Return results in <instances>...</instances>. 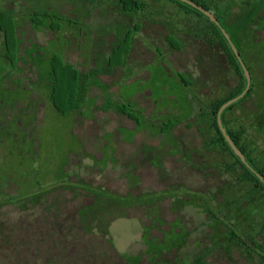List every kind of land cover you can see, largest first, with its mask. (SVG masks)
<instances>
[{"label": "rangeland", "instance_id": "obj_1", "mask_svg": "<svg viewBox=\"0 0 264 264\" xmlns=\"http://www.w3.org/2000/svg\"><path fill=\"white\" fill-rule=\"evenodd\" d=\"M143 1L144 11L125 13L115 0H43L76 23L52 29L31 25L37 0H0L18 16L20 40L17 66L0 65V187L13 197H38L34 204L22 198L0 204V264H264L256 251L227 238L228 222L239 220L238 200L253 183L237 180L242 170L234 157L209 143L211 117H199L236 89L238 77L224 55L214 71L218 49L188 35L205 20L170 0ZM204 1L211 12H226L231 25L241 22L238 5L227 12L229 0ZM137 24L120 55L125 30ZM171 35L181 49L169 47ZM2 46L0 32V58ZM255 52L247 55L254 90L225 121L245 129L251 157L264 170V128L255 121L264 69ZM53 53L82 75L113 66L84 79L80 111L60 114L47 99ZM108 101L132 104L143 116L140 125L107 108ZM178 119L168 133L158 132ZM97 194L128 204L110 205L102 216L111 244L73 223Z\"/></svg>", "mask_w": 264, "mask_h": 264}, {"label": "trees", "instance_id": "obj_2", "mask_svg": "<svg viewBox=\"0 0 264 264\" xmlns=\"http://www.w3.org/2000/svg\"><path fill=\"white\" fill-rule=\"evenodd\" d=\"M37 1L39 9L37 5L33 6V11L29 13V16L27 15L33 27L40 28L48 26L52 29H58L62 26L63 22H66L70 26L76 24L74 22V19H70L66 16L60 15L57 11H53V9L49 10V6L44 4L43 0ZM115 1L117 2L116 4L120 7V10L125 13H137L140 11H144L146 6L143 0ZM170 1L178 4L181 8L185 9L186 12L193 13L194 15H197L205 20V26L194 27V29L188 35H192L195 39H198L204 45H210L216 48V50L218 49L215 56L216 60H214V71L222 69L223 63H220V61L217 60V56L219 57L220 55H224L225 64L228 68L233 70V72H235L238 77V84L236 86V89L230 92L225 98H220L217 101L212 102L208 107V114L201 110L199 113V117H204L206 115H209L211 117L210 126L215 130V136H213L209 143L211 146L225 148L234 157L235 162L241 167L242 170V175L238 176L237 180L240 182L248 181L253 183V187L249 191H247L242 199L238 200L236 209H238L237 211H239V220H235V218L233 217V222H228L229 228L227 231L228 235L226 234L227 238L233 245L243 247L246 250L256 251L260 259L264 261V184L234 154L227 141L224 139L222 133L220 132L216 121L217 111L220 106L227 100L239 96L245 90L246 78L243 69L227 39L213 21H211L201 11L180 0ZM192 1L196 2L203 8L211 12V7H209L204 0ZM242 2H248L250 6H241ZM233 4H236L240 7L239 12L242 15V19L240 20L241 22H239V24L236 26L231 25V23L227 22L225 17L226 12L218 14L216 11H213L212 13L228 32L232 42L238 49L241 55V59L244 61L245 66L249 71L250 87L241 98L223 109L221 113V120L227 133L232 137L235 144L243 152L246 160L260 175L264 177V170L258 167V161L255 158L251 157V154L253 152V141L248 140V138L245 137V129H231L225 121L226 112L231 110L235 105L242 102L245 98L249 97L254 90V69L251 66L247 55L256 50L255 53H258V58L262 62L261 67L264 69V36L257 37L256 35L258 32H261L262 29H264V15L262 16V14H260V11L264 8V0H229L226 8L227 12H229L230 7H232ZM79 12H81V10H79ZM82 12H84L85 15L89 14V10H87L86 8H83ZM79 14L81 15V13ZM18 19V16L12 9L0 5V32L3 35V46L1 48L2 52L0 58V65L2 68H5V65H8L11 68H15L18 62V52L20 46V40L17 35V30L19 27ZM139 28L140 27L137 24L132 30H125L123 38L124 40H120L122 44L120 43V46H117V50L120 55L126 54L129 51L133 41V32H137ZM171 36L173 37L168 38L169 47L175 50L181 49L183 42L180 39H177V37L175 38L174 35ZM111 69H113V66L108 64L103 68H93L88 74L82 75V73L72 64L66 63L63 57H61L58 53H53L50 57V62L46 70L49 74L51 82H53L51 87L48 88L47 99L54 107V109L60 114L65 115L66 113L74 112L75 110L80 111L82 109V101L84 100V97H86V92L88 91L84 79H87L90 76L94 77L95 79L98 74L103 72H110ZM180 77L182 78L181 75ZM259 89L264 93V79L261 81ZM262 101L263 103L259 104V110L255 115V121L258 122L259 129L264 128V100ZM131 105L132 104L130 103L113 104L110 101L106 103L107 108H113L114 110H116V112L127 115L129 118L136 122L137 126H139L141 119H143V116L141 115L140 111L133 110V108H131ZM181 122L182 120L178 119L176 122L167 125L165 128L159 129L158 132L168 133L173 126ZM189 124L195 123L191 122ZM245 139L248 141L245 142ZM5 187V185H2V187H0V194L3 195V197H0V204L5 202L12 203L19 198L28 199L30 200L31 204H34V202H36V199L38 198L13 197L7 195L2 193V190L5 189ZM218 193L219 192L217 190L216 194ZM241 203L242 205H240ZM110 205H113L117 208H126L128 204L127 202H125V205L124 202H113L108 198L102 197L97 194V197H93V201L91 204L82 206L78 210L77 218H75V222L73 223L79 225L80 229L83 228L88 232H90L91 229H96L97 232L99 231L104 237H107L108 225L106 223L104 229H102L103 223L101 219ZM208 213L211 215V217H215V213L213 211L209 210ZM238 228H241L240 234L237 233ZM107 241L111 244L110 238L107 237ZM75 252L73 253L76 254ZM78 254L79 253H77V255ZM85 257L86 256L84 255V258ZM84 264H86V261H84Z\"/></svg>", "mask_w": 264, "mask_h": 264}, {"label": "water", "instance_id": "obj_3", "mask_svg": "<svg viewBox=\"0 0 264 264\" xmlns=\"http://www.w3.org/2000/svg\"><path fill=\"white\" fill-rule=\"evenodd\" d=\"M180 1H182V2H184V3H186V4L190 5V6L194 7L195 9L201 11L204 15H206L211 21H213L219 27V29L221 30V32L223 33V35L227 39L229 45L231 46L236 58L238 59L240 65H241V67L243 69V72H244V75H245V78H246V88H245V90L239 96L227 100L225 103H223L220 106V108L217 111L216 121H217V125H218V128H219L220 132L222 133L224 139L227 141L228 145L230 146V148L232 149L234 154L264 184V177L262 175H260L252 167V165L246 160L245 155L238 148V146L235 144V142L233 141L232 137L227 133L226 129L224 128V126L222 124V120H221V113H222L223 109L225 107H227L228 105H230L231 103H233L234 101H236L239 98H241L245 94V92L249 89V87H250L249 71L246 68L244 61L241 59V55H240L238 49L236 48V46L232 42L230 35L225 30V28L221 25L220 21L214 16V14L212 12H210L209 10L203 8L201 5L197 4L196 2H194L192 0H180Z\"/></svg>", "mask_w": 264, "mask_h": 264}, {"label": "flooded vegetation", "instance_id": "obj_4", "mask_svg": "<svg viewBox=\"0 0 264 264\" xmlns=\"http://www.w3.org/2000/svg\"><path fill=\"white\" fill-rule=\"evenodd\" d=\"M17 66V65H16Z\"/></svg>", "mask_w": 264, "mask_h": 264}]
</instances>
